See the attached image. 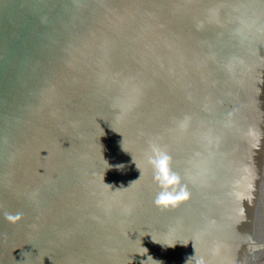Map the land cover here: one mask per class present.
Masks as SVG:
<instances>
[{"label": "water", "instance_id": "1", "mask_svg": "<svg viewBox=\"0 0 264 264\" xmlns=\"http://www.w3.org/2000/svg\"><path fill=\"white\" fill-rule=\"evenodd\" d=\"M0 264H264V0H0Z\"/></svg>", "mask_w": 264, "mask_h": 264}, {"label": "clouds", "instance_id": "2", "mask_svg": "<svg viewBox=\"0 0 264 264\" xmlns=\"http://www.w3.org/2000/svg\"><path fill=\"white\" fill-rule=\"evenodd\" d=\"M148 163L153 168V178L160 187V191L157 194L154 203L161 208H167L169 206H176L182 201L188 199L189 194L187 191L180 189L176 191L173 186L179 184V177L172 173L170 170V157L160 151L159 149L152 147L151 153L148 155ZM21 214L6 215V219L15 223L20 219Z\"/></svg>", "mask_w": 264, "mask_h": 264}]
</instances>
